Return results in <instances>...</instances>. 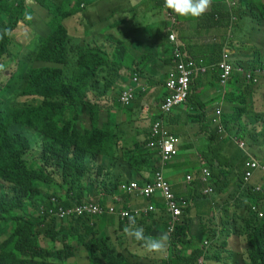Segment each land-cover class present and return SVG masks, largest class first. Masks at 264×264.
I'll return each mask as SVG.
<instances>
[{"label":"trees","instance_id":"obj_1","mask_svg":"<svg viewBox=\"0 0 264 264\" xmlns=\"http://www.w3.org/2000/svg\"><path fill=\"white\" fill-rule=\"evenodd\" d=\"M79 1L82 0H0V264H69L76 254L79 257L80 251L69 242L74 238L67 232L72 230L93 233L79 244L90 264H139L136 256L146 257L139 249L134 250L135 254L128 249L132 253L129 255L120 243L114 244L110 235H101L98 218L70 217L66 219L67 226L65 219L57 215L85 204L103 205L102 198L118 194L120 185L131 177L140 185L153 181L160 157L156 148L148 147L150 127L143 141L128 146L124 142L135 127H126L129 123L122 115L116 117L111 108L118 104L134 114L135 100L123 105L115 85L126 82L129 76L138 83L146 79L145 84L158 85L159 81L149 78L148 72L152 68L174 67V59L178 60L174 55L176 48L187 56V62L209 69L192 76L185 115L175 112L181 107L168 114L159 107V115L149 120L162 119L168 128L181 123L183 130L179 133L170 128L180 140L204 134L207 142L196 145L205 164L197 162L201 168L189 186L188 199L192 202L182 210L175 233L169 237V256L163 264H264V218L251 210L257 206L264 212V191L255 190L263 185L264 173L256 174L250 182L244 179L250 156L264 164V38L260 44L251 42V59L246 60L239 56L241 35H232L243 28L261 31L264 0H237L236 7L218 0L191 22L190 28L195 31L219 29L224 34L228 29L233 36L230 35L229 48L234 52V67L251 71L249 81L235 71L230 80L237 75L233 89L218 91L205 101L219 80L217 63L222 59V42H211L205 49L199 46L196 52L197 44L182 36V22L186 19L164 8V0H159L153 12L164 13L169 25L162 32L151 29L155 39L146 44L151 51H137L123 39L109 50L98 41L76 39L69 32L65 13L70 7L79 10ZM246 16L249 25H258H244L241 20ZM20 22L25 24L24 47L29 50L24 57L19 55L20 48H15L12 35ZM5 29L9 34L3 35ZM173 33L175 40L170 38ZM158 60L160 64L153 62ZM125 61L130 64L125 65ZM19 63H24L22 72H26L21 87L10 83ZM126 68L128 72L124 71ZM103 73L105 85L100 88L99 76ZM161 81L165 86V81ZM257 90L262 91V99ZM95 95L113 100L99 103ZM211 104L214 106L208 111ZM214 118L226 133H220ZM187 125L197 127L193 126L194 132L188 134ZM228 140L231 152L225 156L222 151ZM194 145L190 142L185 146ZM120 168L131 177L118 175ZM203 168L211 172V186L217 197L223 196L220 202L214 203L203 194ZM200 195L206 200L199 202ZM205 202L210 205V213L199 211L200 203ZM149 229L150 225L146 236L158 237L162 233L158 227L154 233ZM235 235L242 238L241 243L246 240L245 249L239 250L238 240L230 245L229 239ZM210 242L215 248L209 250L204 243ZM152 255L156 257V253ZM80 260L79 257L74 264L84 263Z\"/></svg>","mask_w":264,"mask_h":264},{"label":"crops","instance_id":"obj_2","mask_svg":"<svg viewBox=\"0 0 264 264\" xmlns=\"http://www.w3.org/2000/svg\"><path fill=\"white\" fill-rule=\"evenodd\" d=\"M75 0H73L74 2ZM86 3L85 7H80V12H77L74 14V16L71 18L73 19L74 17H78V23H74L71 19L70 21H67V27L68 30L71 34L75 35L76 38H80L83 39V41H90V42H95L98 41L99 43L103 44L104 47L107 46V43H109V50L112 49V45H114V41H113V36L112 35H103L101 34V32H103L104 30L109 31L110 29H112L113 31L110 32L111 34H113L114 30L116 28H118L122 23H131V19H133V17H129V18H125V17H114L115 21H112L113 24H110L109 22L107 24H105L104 28L100 31H94L90 28H87V26L90 24H95L96 22L95 20V15L94 12L99 8L102 9V5L104 3H102V1H106L105 4H107V6H109L113 1L115 2V0H84ZM118 3V7L119 8H123L125 5H131V4H137V2L142 0H135L133 3H131L129 0L128 2L131 3H123V1L126 0H117ZM148 1L147 4L142 2V7L140 9V16H138V18H134V20L138 19V28L140 27V25L144 24L143 22V17L145 18H149L152 17L154 19V17L156 16L155 13L153 12L152 14H150L152 12V10L154 11L155 7L159 5V0H146ZM217 3L218 0H212L211 5H213V3ZM215 3V4H216ZM129 8V7H126ZM70 9H67L66 12L70 11ZM131 10V8L129 9ZM109 15V14H108ZM108 15H101L104 17H108ZM161 17V19H165V22L162 23L159 27L160 31L162 32V30L164 28H166L167 25H169V22L166 18V16L164 15V13L159 15ZM111 17H109L110 19ZM108 21V19H107ZM183 34L182 36H184L186 39L189 37V42L192 44H196V42L198 41L199 38H201V40L199 41H203L202 39H204L208 33L212 32V31H216V35H215V40L213 42H217L219 41V39L221 40V35H224L219 29H211V30H202V29H197L196 31H199L197 33H195L196 31L190 27V23L187 22L186 20H183ZM157 24V21L156 23ZM137 28V29H138ZM158 29V30H159ZM190 30V31H189ZM107 31L103 32L105 34H107ZM189 32V34L185 33V32ZM148 31L147 33L142 36V37H137L138 41L141 42L140 44H137L136 42H129L130 45H132L137 51H142L145 46H146V42H144L145 36L148 35ZM151 33V32H150ZM193 34H198V36H196V40L195 38L190 37V35ZM199 37V38H198ZM101 38H103L101 40ZM130 39V38H129ZM150 35H148V41L149 44L155 39L151 38L150 40ZM107 48V47H106ZM241 48V47H240ZM108 49V48H107ZM131 60V59H128ZM127 61H125V65H129L128 63L126 64ZM155 63L160 64L161 60L158 61H153ZM171 68V66H166V67H160V69H150L148 72V77L149 78H153L154 80L159 81L158 78H160V80H164L167 77V72L169 71V69ZM125 72L127 71V68L124 70ZM123 71V72H124ZM124 72V73H125ZM165 72V74H164ZM154 73V75H153ZM126 74V73H125ZM156 74V75H155ZM164 75H166L164 77ZM131 79L132 77L129 76L128 80L126 82H123V87L126 86L127 84H132L131 83ZM143 81L140 80L139 85L135 86V91H137V98L135 99L134 105V113L135 111H139L141 113H145L147 116L152 117V116H158L159 115V107H160V102L163 100V98L166 97L167 92H162V93H157L155 91V87H160V85H164L163 83L159 82L158 85L155 86H149L147 84L144 83ZM208 82V80L206 81ZM121 83V82H120ZM121 88V89H122ZM215 86L212 87L211 89V93L209 96H207L206 98H204V101L206 99H210L212 96L216 95V90H215ZM141 89L144 91L142 92ZM167 91V90H166ZM155 93V95H154ZM188 103V101H187ZM160 104V105H159ZM187 104H184L181 106V108H177L175 109V112H179V113H183L184 115L186 114L185 112H183L184 110H186L185 108ZM157 106V111L154 109V107ZM214 104L212 105H208L207 106V110L210 111L213 108ZM133 115V114H132ZM209 117H213L209 116ZM151 121V120H150ZM182 123L184 122V118H182L180 120ZM152 124V121L149 124H145L142 126H138L139 129L135 128L131 134V136L129 137L128 141L125 142H131L134 143L135 141H143V139H145L146 137V132L148 131L149 126ZM195 128L197 127V125H193ZM193 126H186V130L188 132V134L194 132L193 131ZM126 127L129 128H133L136 127L134 125H126ZM182 125L181 123L179 124H174L172 126H169V129L172 128L173 131L179 133L181 132L182 129ZM190 132V133H189ZM181 135V134H180ZM204 141L207 142V138L206 135L201 134V135H197V136H192L190 135L189 137H183V139L181 140V144H180V152L179 155L177 156V158L172 162L174 164H169L166 166V171L165 174L168 173L169 174V178L167 179L168 183L171 184V188H172V192L177 196V197H184V198H191L190 197V191H189V186L190 184L186 182V178L188 176L193 177V179L197 178L196 172L195 173H191V172H187L184 176L182 177L180 180L178 179V172L176 171L177 167H181L182 165H197V162H200L199 159H201L200 154L197 152V146L196 145H204ZM190 142L195 143L194 146L192 147H186L185 145L189 144ZM229 152H231V149L229 147ZM205 160L202 161V163H204ZM119 174L118 175H122L124 176L125 179V175L127 174L129 177H131V175L128 174V171L120 168L119 169ZM173 175V176H172ZM167 178V177H166ZM114 179V177H113ZM132 181L137 182L134 178L132 179ZM201 194V193H200ZM209 196V195H208ZM226 196V195H225ZM200 197L202 198L199 202H203V200L205 199V197H202L200 195ZM221 197H210V199L214 202L217 203V200L220 202ZM102 199H104V203L103 205H107V206H112L114 208H116L118 210V208L120 207H124L126 209H130V210H138V211H146L147 209H149L150 207L154 208L153 211H151L147 216H145V214H143L142 216H140L137 219V224L138 226H143L144 225V231H145V235L147 234V227L150 225L151 229H149L151 231V233L156 232L158 226L155 227V224L161 220L162 222L165 221L167 223V221H170V216L166 210V208H163V199L161 198V196L158 194V196H155L153 199H145L140 197L138 194H133L132 196H126L123 195L121 191H119L118 194L113 195V196H104ZM206 200V199H205ZM192 202V200H191ZM206 203V202H205ZM165 206V204H164ZM213 206V205H212ZM166 207V206H165ZM202 209L205 210V213L210 211V205L209 204H204L200 203L199 206V211H201ZM210 213V212H209ZM196 215V214H195ZM195 215H192V217H195ZM154 222V223H152ZM97 227L99 232L101 233V235L104 234H108L111 236L112 241L114 242V244H118L120 243L122 248H125L126 252L129 253V255H131L132 253H130L128 251V249H133V253L135 254V249L136 251L139 249V252H142V255H146V257H144L147 261H149V264H163V259L167 258V256H169V244L166 248V250L163 253H156V257H154L153 255L148 257L147 256V250L142 248V244L139 242L134 241L131 238H128L124 235L123 229L124 227L127 225L124 222H121L119 220V218H110V217H106V218H101L97 221ZM68 230V229H67ZM160 232V231H159ZM162 233H164V230H161ZM81 234L83 236L86 237V234L84 231L81 232ZM150 237H157V235H151ZM171 237V236H169ZM229 243L231 246H234L237 243V240H235L233 238V236L229 239ZM51 246V245H50ZM72 246H74V248H76L77 251H79L78 256L81 258V262H85L87 259V253L85 250H83L82 248L78 247L79 245H75L73 244ZM82 249V250H81ZM241 249V245H239V250ZM141 254V253H140ZM141 255V256H142ZM140 256V255H139ZM79 257H76L73 261L79 260ZM141 258V257H140ZM142 259V258H141ZM168 260V259H167ZM84 264V263H81ZM143 264H148L147 262H143Z\"/></svg>","mask_w":264,"mask_h":264},{"label":"built area","instance_id":"obj_3","mask_svg":"<svg viewBox=\"0 0 264 264\" xmlns=\"http://www.w3.org/2000/svg\"><path fill=\"white\" fill-rule=\"evenodd\" d=\"M230 5H234V0H224ZM173 24L176 23V19L172 17ZM176 34H171L170 38L172 40L176 39ZM226 54V53H225ZM174 55L178 58L174 59L176 65L171 67L167 72V78L165 80V87L168 91L164 101L160 106V110L164 114H168L177 107H181L188 101L190 82L192 76L195 74L207 71V67L195 65L194 62L184 60L185 55L180 52L179 48H176ZM226 57V55H224ZM217 67L220 70V84L225 86L229 82L233 66L225 58L223 61H220L217 64ZM258 71V70H257ZM246 77L250 78L251 73H246ZM133 81L137 82L136 78H133ZM135 87L131 84L126 87L120 97L122 104L127 105L131 103L134 98ZM214 123L219 127L220 133H226L220 125L218 119L214 118ZM150 141L148 147L156 148L159 153V169L156 171L153 181L151 183H144L140 185L139 183L133 181L130 183H124L121 186V190L129 195L138 194L139 196L151 199L157 196L158 194L163 199L167 212L170 216L169 225H175L180 221L182 217V210L189 206L190 201H187L183 197H177L171 188V184L168 183L165 177V168L168 163L173 161L180 152V137L173 134L171 130L165 125L162 119H157L152 122L150 126ZM240 147L244 149V143H240ZM205 162L203 163L204 166ZM257 173H264V164H262L254 156H250L245 163V176L244 179L246 182H250ZM211 172L207 168L202 169L201 181L205 184L204 194L210 195L213 192V188L210 184ZM192 177L188 176L186 178L187 183L192 182ZM256 192L264 191V182L262 186H258ZM154 208L150 207L147 211H121L119 216L122 220H127V217L124 213L129 215H135L136 217L141 216V214L147 215L149 211H152ZM252 211L256 212L260 218H264V212L261 211L257 206L252 207ZM52 214V211H50ZM116 215V211L112 207L107 209L103 208L98 204H85L83 206H78L74 209H69L66 211H60L57 215L60 219H68L70 217H102L103 215ZM207 244V243H206Z\"/></svg>","mask_w":264,"mask_h":264},{"label":"rangeland","instance_id":"obj_4","mask_svg":"<svg viewBox=\"0 0 264 264\" xmlns=\"http://www.w3.org/2000/svg\"><path fill=\"white\" fill-rule=\"evenodd\" d=\"M129 1L131 3H133L135 0H129ZM256 1H257V3L259 2V0H256ZM102 3H104L102 5V8L104 10L98 8L94 12V15H95V20L94 21L96 23L95 24H90L89 23L87 28H90V29H92L94 31H100V30H102L104 28L105 24H107L108 22L110 24H112V21H115L114 17H121V18L122 17H125V18L133 17V19H131V23H122L118 28H116L114 30L113 34L110 33V32L113 31L112 29H110L109 31H107V30L103 31V32L107 31V34L101 32V34H103V35H112L113 36L114 45H116L117 42L120 39L126 40L127 42H136L137 44H140L141 42L138 41L137 37L144 36L147 33V30L150 31V32H151V29L152 30H155V29L158 30L160 25L165 22V19H161V17L159 15H156L154 17V19L152 17H149V18L148 17L147 18L143 17L144 18L143 19L144 24L140 25V27L138 29H136V27L138 26V20L136 21V20H134V18H136V17L138 18V16H140V9H141V7L143 5L141 1L137 2V4H131V3L128 2V0L123 1V3L131 4V5H125L123 8H119L118 7V5H117L118 1L117 0H115V2L113 1L109 6H107V4H105L106 1H102ZM126 7H129V8H126ZM130 8H131V10H129ZM136 11L138 13L137 16L135 14ZM152 13H153V10H152V12L150 14H152ZM101 15H105V16L108 15V17H104V16H101ZM235 16H236V18H238L237 15H235ZM109 17H111V18L109 19ZM71 18H68L67 21H70ZM78 19H79L78 17H74L71 20L74 23H78ZM107 19H108V21H107ZM185 19L187 20V22L190 21L189 22L190 25H191L192 21L197 20V19L193 20L192 18H185ZM244 19H242L241 22L245 25V23H247L246 20L249 19V16H246ZM156 21H157V24H155ZM250 23H251L250 25L247 23V26L248 25L249 26H251V25L252 26H257L258 25L256 22H254V23L250 22ZM24 27H25V24L23 22L20 23L18 28L12 34L15 44H17L15 48L16 49L20 48L19 55L21 57L26 56L28 54V51H29L27 48L24 47L25 46V42H26L25 41V34L22 31L24 29ZM261 27H262L261 31L252 30V28H251V30H245L244 31V28H243L242 30L238 29L237 32L232 33V35L234 37L235 36L239 37V35H241L240 36L241 39L239 40V43H241V45H242L241 46L242 48H239V49H242L241 53H240L242 55H239L241 58H247L246 60L251 59V58H249L250 54H248V52H250L252 50L248 49V48H249L251 42L256 43V44H260L261 43L262 39L264 38V26H261ZM228 31L229 30L226 29L225 35H221L220 37H224L227 40ZM150 32H148V35H150L151 38H154L153 36H151ZM185 33L189 34V32H187V31ZM148 35L145 36V39H144V42H146V44L148 43L147 42L148 41ZM215 35H216V31H212V32L208 33L207 36L204 39H202L203 41H199V40H201V38L198 37L199 39L196 42L197 45H195L196 46L195 48H197V50L195 49V51L197 52L199 50V46L202 49H205L207 47L206 45H208V44H210L211 42L214 41ZM190 36L192 38H195V40H196V36H198V34H193V35H190ZM251 37L253 38L252 40H251ZM102 39L103 38H101V40ZM108 44L109 43H107L106 47L109 49V45ZM21 45H23V46H21ZM143 50H145L147 52H150L151 48H150V46L147 45V46H145V49H143ZM159 50L162 52L161 48H159ZM232 54H233V52H232ZM245 64L248 66L249 62H246ZM22 65H24V63H19L20 67L16 70V72L13 74V76L11 77V80H10V83H16L17 87H21L23 85L24 77L26 76V72H22ZM164 74H165V72H164ZM104 77H105V73L100 74V76H99L98 86L100 88H102L105 85V80L103 79ZM236 78H237V75H234L233 81L229 82L226 86H222V85H220L219 81L218 82L216 81V83L214 85L216 87L215 88L216 92L221 91V93H223L226 89H231L233 87V84H234V81L236 80ZM158 79H159V82L162 83L160 78H158ZM141 81H143V80H141ZM131 83H132L133 87H135V86H137L139 84L138 82H135L133 80H131ZM115 87L118 89V91H120L121 88L123 87L122 82L121 83L120 82L117 83V85H115ZM155 91L157 93L167 92L165 86L162 85V84L160 85V87H155ZM256 92H259L258 97H260L262 99V91L261 90H257ZM98 93H99V91H98ZM90 94H91V96H93L92 92ZM110 95H114L115 96V94H113V93H111ZM154 95H155V93H154ZM104 97L105 96H96L94 99L97 100L99 103H106V102L110 103L113 100L112 98H105L104 99ZM136 98H137V93L135 92L134 93V100ZM154 109L157 111V106H155ZM111 112L118 118H119V115H122L124 117L123 120L128 122L129 125L136 126L135 128H137V129H139L138 126H142L143 127V125L150 123L149 119L151 117L147 116L145 113H141L139 111H135V113L132 115V113L130 111H128L126 108H124L123 106H120L118 104L114 105L111 108ZM124 114H126L127 116L125 117ZM229 141L230 140H228V143L226 144V147H225L224 151H222V155L228 156V154H229L228 151H229V147H230V142ZM124 143L126 145H128V146L131 145V142H124ZM203 160L204 159L201 158V163H202ZM173 161H171L167 165L171 164ZM172 164H174V163H172ZM200 168H201V165H199V164L192 165L190 163H189V165H182L181 167H177L176 171L178 172V179L180 180L182 177H185L184 175L187 172L195 173ZM166 169H165V171H166ZM165 177H167L166 179H168L169 178V174L166 173ZM210 184L212 185L211 182H210ZM203 191H204V189H203ZM209 197H212V198L216 197V191H214V189H213V192L209 195ZM162 204H163V208H166L164 206L165 203L163 202ZM68 223H69V220H65V224L67 226H68ZM169 224H170L169 221H167V223H166L165 221L162 222L161 220H159L155 224V227L158 226V229H163L165 232L168 233V235L174 234L175 230H176V224L175 225H169ZM91 229H92V227L89 230H91ZM67 234H70L74 238L73 241H69L72 245L73 244L79 245L80 243H82L83 240L86 241L88 238H91L92 235H93L92 232H85V234H86V237H85V236H83L81 234V232H75L73 230H72V233H69V231H68ZM72 237H69V238H72ZM233 238L240 242L241 248L245 249L246 240H244V242L241 243V241H242L241 237H240L241 240H239L238 237H236V235L233 236ZM59 247H61V245ZM78 247H80V246H78ZM147 255L150 256V255H152V253L147 251ZM244 257L245 258L247 257L245 253H244ZM141 258L142 259H140L139 256L137 255L135 261L138 262L139 264H143L144 261L149 264V261H147L143 256ZM69 262H70L69 264H74L75 263V261H73V260H69ZM84 264H90V263H88V261H86V262H84Z\"/></svg>","mask_w":264,"mask_h":264},{"label":"clouds","instance_id":"obj_5","mask_svg":"<svg viewBox=\"0 0 264 264\" xmlns=\"http://www.w3.org/2000/svg\"><path fill=\"white\" fill-rule=\"evenodd\" d=\"M235 1V4L234 5H231V6H234V7H236V3H237V0H234ZM223 2H225L224 0H223ZM211 3H212V0H164V3H163V6H164V8H166V9H168V10H170L172 13H174V14H176L177 16H180V17H184V18H192L193 20H195V19H199L202 15H204L206 12H207V10L209 9V7L211 6ZM76 4H78V7L80 8V7H85L86 6V3H85V1L84 0H82V1H79V2H77ZM229 4V3H228ZM230 5V4H229ZM80 11V9L79 10H77V9H72V10H70V11H68L67 13H71V14H67V13H65L66 14V19H65V25H66V27H67V19L68 18H71V17H73L74 16V14L75 13H77V12H79ZM233 22V21H232ZM20 23H22V22H20ZM19 23V24H20ZM68 28V27H67ZM7 34H9V30L8 29H5L4 30V32H3V35H7ZM224 35H225V32H224ZM230 32L228 31V37H227V40L224 38V37H221V40L219 39V41L220 42H222L223 44H224V48H223V51H222V59L220 60V61H223L225 58L227 59V61L229 62V63H231L232 64V66H233V71H232V75L235 73V71H238V72H240V73H242L243 75H244V77L249 81V78H247L246 77V73H251V71H248L247 69H245V68H243V67H240V68H238V69H236L235 67H234V63H233V61L231 60V55H232V50H231V48H229V43L231 42L230 41ZM232 36V35H231ZM3 38V36L2 35H0V39H2ZM80 39V38H79ZM81 40V39H80ZM241 45V44H240ZM226 53V54H225ZM234 53V52H233ZM224 55H226V57L224 56ZM219 61V62H220ZM218 62V63H219ZM217 63V64H218ZM205 67H207V70L209 69L208 68V66H205ZM218 68V67H217ZM219 69V68H218ZM219 73H220V70H219ZM232 75H231V77H232ZM167 78V77H166ZM132 80H133V78H132ZM230 80H231V78H230ZM230 80H229V82H230ZM219 83H220V76H219ZM228 82V83H229ZM227 83V84H228ZM128 85H130V84H127L126 86H124V88H122L121 90H120V93H122V91L126 88V87H128ZM132 85V84H131ZM139 85V84H138ZM221 85V84H220ZM223 86V85H222ZM226 86V85H225ZM166 88V87H165ZM231 89H233V88H231ZM231 89H226V90H231ZM167 90V89H166ZM225 90V91H226ZM224 91V92H225ZM136 91H134V93H135ZM167 94H168V92H167ZM133 100H134V98H133ZM132 100V101H133ZM124 105V104H123ZM151 126V125H150ZM149 126V127H150ZM261 162V161H260ZM261 163H263V162H261ZM258 174V173H257ZM130 182H133L132 180H130V181H124L122 184H124V183H130ZM138 183V182H137ZM122 184L120 185V191L122 192V194L123 195H128V196H132V195H129V194H126V193H124L122 190H121V186H122ZM205 189V188H204ZM204 192V191H203ZM204 194V193H203ZM141 197V196H140ZM143 198V197H142ZM184 198V197H183ZM146 199V198H145ZM187 201H190L189 199H187V198H185ZM148 200H150V199H148ZM189 204H191V201H190V203ZM98 205H100V204H98ZM100 206H102L103 208H105V209H107L108 207H112V206H107V205H100ZM112 208H114V207H112ZM115 209V211H116V215H114V216H110V215H107V214H105V215H103L102 217H96V220H97V218L98 219H101V218H106V217H110V218H119V220L121 221V222H124V223H126L127 225L124 227V229H123V232H124V235L126 236V237H128V238H131V239H133L134 241H136V242H139V243H141L142 244V246L148 251V252H151V253H157V254H159V253H163L165 250H166V248H167V246H168V242H169V236H172L173 234H171V235H168V233L167 232H164V233H161L158 237H150V236H146L145 235V231H144V228L142 227V226H138L137 225V219L140 217H136L135 215H129L128 213H124V215L127 217V220H122L121 218H120V216H119V213L121 212V211H135V210H130V209H126V208H124V207H120V208H118V210L116 209V208H114ZM148 210V209H147ZM146 210V211H147ZM167 210V209H166ZM252 210V209H251ZM153 211V210H152ZM151 211H149V213H150ZM253 212V211H252ZM148 213V214H149ZM255 214H257L256 212H254ZM147 214V215H148ZM143 214H141V216H142ZM147 215H145V216H147ZM257 216L259 217V215L257 214ZM260 218V217H259ZM262 219V218H261ZM92 222H93V220H92ZM153 223V222H152ZM207 247H208V249L210 250V248L212 247V248H215V246H213L212 245V242H210V243H204Z\"/></svg>","mask_w":264,"mask_h":264}]
</instances>
